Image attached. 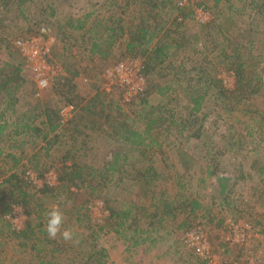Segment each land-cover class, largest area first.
<instances>
[{
	"label": "trees",
	"instance_id": "trees-1",
	"mask_svg": "<svg viewBox=\"0 0 264 264\" xmlns=\"http://www.w3.org/2000/svg\"><path fill=\"white\" fill-rule=\"evenodd\" d=\"M225 1L201 0L199 3L194 2L192 5L179 6L178 0H118L120 3L118 9L121 10V14L126 18L132 15V20L128 18V21H126L124 18H117L115 21L116 25H118L117 28H104L99 24L100 22H105V20L110 21L112 17H108L105 20H97L99 31L91 29L89 23L80 18L74 21L70 18L63 22L59 28L62 36L73 38L74 31L83 32L82 43L87 46L85 49L91 55L90 61H93L92 64L98 61L100 63L105 62L108 56L111 55L112 47L118 42L121 43L124 46V56L141 59L147 84L145 89L128 103L129 105L136 106V108L138 107V109H131L132 111L126 113L123 103H121L123 101L122 96L116 100L110 97L114 93L105 91L100 93L97 91L94 97L84 101L85 98H81L75 91V86L71 84L79 73L71 72L62 63L63 67L61 68L64 75L56 77L50 86L52 87L53 96H58L57 102L51 99L43 101L41 110L37 114H34L31 120V118L26 117L27 113H33L31 106L24 104L20 106L22 91L26 85V80L21 75L23 70L21 65L23 67L26 64V59L17 48L16 51L15 49L13 51L10 44L15 39L36 36L40 27L33 28L36 24L32 22L33 16L35 14H41L44 18L53 16L55 11H57V5L55 6L52 0H0V44H3L2 41L6 44L5 48L9 51L11 50L9 54L13 59L12 62H5L4 66L0 68V142L5 137L8 140L20 143L18 146L10 145L6 148L0 146V163L12 161V164H9L8 167L6 165L0 172V220L5 222V227L10 229L9 233L12 236L28 241L31 237L37 235L34 233L36 228L43 232L40 229V224L32 227L30 222H25L26 231L25 228L22 231L11 230L9 221L4 218L5 215L10 213L12 206H18L22 209V207L27 205V191L23 190V188L29 189V187L35 190L36 193H45L54 190V188L67 190L73 195L77 194V192H87L88 199L85 200L86 206L84 205L87 215L83 213L87 217L85 220L89 219L88 212L91 199H103L105 208L108 210L107 219L111 221L120 219L119 222H115V228H111L115 234L119 233L118 229L127 223L126 221L130 215L133 217L132 224H137L139 221L137 215L141 212L143 217L146 216V219L151 220V222L146 224L145 229L135 228L136 230H134L140 235H146L142 239V242L149 240L152 233H160L170 221H175L179 214H183L186 217L191 216L192 220H197L195 224H192L191 220V223L185 222L176 226L184 234L196 227L201 226L204 229L203 225L207 224H202L201 221L206 220V214L201 212L198 216L196 213L200 210H204L205 212L208 210L197 199H190V196L185 194V185L182 182L183 174L180 176L177 174V189L172 197L164 198V190L158 191L159 193L155 191L158 187L156 184L159 170L155 168L148 153L152 151L154 146L161 150V145L156 144L155 138L151 137L154 132L163 131L171 134L172 129H178L177 133L179 135H184L185 138L190 136L195 142H200L201 144L204 137L201 135L202 122L206 121L205 119L208 116L207 113H203L206 100H209L208 97L211 95L213 97H225L227 94H233L237 104L241 102L246 104V106L247 104H252L259 117H262V119L260 118L258 139H256L257 134L254 131L248 132L246 135H253L252 140H247V142L250 145H254V153L256 151L255 148H260V151L264 152V83L262 77L254 72L253 63L248 66L250 74H246L245 63L247 62L241 61L242 50L245 51L247 49L250 54L257 45L251 37L254 32L260 31V29L257 30L255 28L258 27V24H254L257 18L255 16L257 15L253 19L250 18V23L245 29H240L235 37L226 34L225 31L227 30H223L222 28L219 30L220 35L226 42L221 49V55L213 54V49L205 46L202 40L203 37L205 38V35L201 36L198 32L197 34L187 36L184 33L188 27L187 22H191L193 18L194 6L208 10L209 6L212 9L217 8ZM258 2L260 0H251L249 6L251 5L253 9H257L256 14L260 15L263 21L264 1L262 2L261 0L260 4ZM108 7H110V4H108ZM170 10L171 12H168ZM131 12H134V14H131ZM8 13H16L18 18L10 20L6 16H3L8 15ZM163 13L171 17L170 21L162 18ZM86 17H90V14ZM73 22H76L75 26ZM214 22L211 19L210 22L197 25L200 28H210ZM112 23L115 24L113 21ZM167 23L168 27L166 28L165 25ZM24 25L31 26L27 30L28 35L22 37H19L21 35H16L11 40L5 38L12 36V32L21 33ZM180 29L181 32H179ZM176 36L178 38H175ZM207 37L203 38L205 42L208 39ZM195 42L201 46L202 44L205 46L204 51L207 55L200 57L202 62L197 61L198 58L194 59L197 51V47L195 46L192 47L190 54H180L189 44ZM199 42H202V44ZM12 45L14 47L13 43ZM210 53L209 58L208 54ZM218 55L221 58L225 57L233 60L231 66L225 68V71L233 74V88L229 89L223 85L219 73H207L210 59L213 56L217 59ZM15 56L19 57L18 64L14 62ZM263 59L262 61H264ZM166 70L184 74L185 78H182L178 74H173L174 79L172 82L166 83L161 87L159 86L158 79L152 77L155 74L157 77H161V72H165ZM182 81H185L186 85H183ZM191 81L193 83L190 85ZM213 88L214 91L210 92ZM180 91L183 97L182 100H185L186 105H181V101L179 104L181 106L180 112L177 114L175 112L171 113L170 111L172 110H169L166 106L168 101L165 100V97ZM153 94L157 97L152 98ZM250 99L252 101L248 103ZM173 100H169V102ZM61 102L72 104L76 109L74 116L65 123L60 122L59 111L61 106L64 105L60 104ZM26 103L29 104L28 102ZM21 107L26 108L25 113L19 112ZM130 113L132 117L129 116ZM258 115H253L252 113L249 117L256 120ZM29 120L30 122H28ZM105 125L108 127L104 128ZM98 135L102 137L98 138ZM244 137L245 135H240L237 138L239 146L237 149L241 152L244 151L245 156L248 155L249 151L252 153V149L248 151L247 147H245V150L242 148L241 141H244ZM95 139L114 146L112 148L113 154L110 158H106L105 154L96 152L95 154H98L97 158L100 160V163L95 159L96 165H91L86 162V159L88 151L91 153L95 152L91 146ZM79 141L80 146H76V143ZM27 143L33 146L34 144L38 145L37 150L33 152L34 155H29L25 152L24 146ZM66 144L70 149H65ZM212 144L208 139L204 142L203 146L213 149L215 147H212ZM234 145L235 143L232 142L231 146H223L219 148L218 153L217 151L215 153L217 156H222L225 153L231 152ZM56 151L64 153L58 159L60 168L55 169L53 166H46V162L42 159L50 158L52 153ZM132 153H137L139 157H132ZM180 157L188 159V162L183 161L182 164L185 172L190 171L193 166H188L187 163L194 162L192 158L183 152H181ZM18 166L22 169L20 172L16 171ZM216 167L218 166H208L204 173L205 177L211 178L214 175V171L212 172L210 168ZM27 169H31L39 177H43L50 170L56 171L59 169L56 172L58 183L55 187L44 185L37 190L25 180V171ZM218 176L217 182L221 187L220 195L226 197L229 193V188L226 187L228 179L221 175ZM239 179H243V176H239ZM200 181L205 182L204 180ZM136 188L142 201L140 206L133 203L134 199L131 193ZM103 189L105 190L102 192ZM114 194L125 198V206L115 208L112 205L110 196ZM157 194L159 195L156 196ZM6 196L9 197V200ZM129 196L132 197L128 198ZM218 205H221L223 208L228 203L224 201ZM151 208L153 210L152 213L149 212ZM78 211L77 209L75 214L76 212L79 214ZM26 213L27 216L31 214V212L27 211ZM225 219H221L220 223L224 225ZM72 232L73 236H80L77 230H72ZM97 238L98 236H95L91 246H88L84 242L85 240L80 237L79 244L83 245L85 243L83 247H80L83 251L86 250L83 256L79 251L66 253L62 256L64 258L63 261L58 260L57 263L52 261L50 263L44 262L41 256H36L39 261L38 263L80 264V257H82V261L85 260L83 264H105L103 259L107 256L103 248L100 249L99 247L98 249V244L95 243ZM150 242L155 245L158 241L151 239ZM137 245L138 241L133 240V246ZM88 247L92 249L89 251ZM57 252H60V250L55 249L51 251L52 254ZM193 254L198 264H206V261L201 259L196 253Z\"/></svg>",
	"mask_w": 264,
	"mask_h": 264
},
{
	"label": "rangeland",
	"instance_id": "rangeland-1",
	"mask_svg": "<svg viewBox=\"0 0 264 264\" xmlns=\"http://www.w3.org/2000/svg\"><path fill=\"white\" fill-rule=\"evenodd\" d=\"M200 1L201 0H194V2L198 3ZM263 1L264 0H262V2ZM52 2L55 3V6L57 5V11H55L53 16H48L45 18L42 17L41 14H35L33 16L34 19L32 22L36 24L33 26V28L40 27L38 29L39 31L41 28L47 29L46 40L50 45L52 58L56 60L60 67H63L64 65V67L69 68L71 72L79 73V75L73 79L74 81H72L71 84L75 86V91L78 93V95L81 98H85L84 101H87L94 97L97 91L101 93L107 86H110L111 88L116 84L113 80L107 81L104 77H102V73L105 68L113 67L120 61L124 60L126 57L124 56V46L119 42L116 43L111 49V55L108 56L105 62L100 63L98 61L92 64L93 61H90L91 55L87 52L88 50L85 49L87 46L82 43L83 32L74 31L72 38L62 36V34H60L59 28L63 22L70 18L72 21L80 18L84 21L86 20V22L89 23L91 29L99 31L100 29L97 26V20H105L108 17H112L110 21L105 20V22H100V26L104 28H117L118 25H116L115 22L117 18H124V20L128 21V18L132 20V15L126 18L121 14V10L118 9L120 5L118 0H52ZM250 3L251 0H226L225 2H222V4L217 8L212 9L209 6V9H206V16L210 21L211 19L215 21L210 28H200L195 23L193 13V18L191 22H187L188 27L186 26L187 28L184 33H186L187 36H191L199 32L201 36L205 35V38L208 36L206 42L204 41L205 38H202L205 46H208L209 49H213V54H220L221 49L226 44V42L220 35L219 30L221 28L223 30H227L225 31L226 34L235 37L237 36V32L240 29H245L250 23V18L253 19L254 16L257 15L255 16L257 18L254 21V24H258V27L255 28L257 30L260 29V31L258 30L254 32L251 36L257 45L250 54L248 53L247 49H245V51L242 50L241 61L247 62L245 63L247 70L246 74H250V68L248 66L253 63L254 72L262 77L264 83V61H262L264 58V20L262 21L261 16L256 14L257 9H253V6L251 5L249 6ZM258 3L260 4L261 0ZM108 4H110V7H108ZM168 12H171V10ZM89 14L90 17H86ZM131 14H134V12H131ZM3 16H6L10 20L18 18L16 13H8V15ZM162 18H166L169 21L171 19V17L167 16L166 13L162 14ZM112 21L115 24H113ZM261 21L262 23H260ZM73 25L75 26L76 22H73ZM30 27V25H24V29L21 33L12 32V36L5 38L11 40L16 35H21L19 37L26 36L28 35L27 30ZM165 27H168V23L165 25ZM179 32H181V29ZM175 38H178V36ZM15 40L10 44V47L13 49V51L14 49L16 51ZM2 43L3 44H0V68L4 66L5 62L13 61L9 54L11 50H7L5 48L6 44H4L3 41ZM12 43L14 44V47H12ZM199 43L202 44V42ZM193 46L197 47L196 56L194 59L198 58L197 61L202 62L200 57L207 55V53L204 51L205 46H203V44L202 46L197 42L189 44L188 47L180 54H190ZM209 55H211V53L208 54V57L210 58ZM14 59V62L18 64L19 57L15 56ZM232 61L233 60L225 57L221 58L219 55L217 59L213 56V58L210 59L209 65H206L208 71L207 73H219L222 75L227 74L225 68L231 66ZM44 65L46 68L50 67V63L46 62L45 64L44 62ZM21 68H23L21 75L26 80V85L22 91V100L20 106H23L22 104L31 106L33 113H27L26 117L31 118L32 120L34 114H37L41 110L43 101H48V99H51L57 102L56 100H58V96L56 94V96H53L52 87L38 92L37 96L35 83L32 79V65L30 67L26 63L23 65V67L21 65ZM161 74V77L158 76L159 78L156 76V74L152 78L156 77V79H158L159 86L162 87L166 83L168 84L169 82H172L174 79L173 74L178 73H175L174 71L169 72V70H166L165 72H161ZM178 75H180L182 78H185L184 74ZM82 77H88L90 82H82ZM182 83L183 85H186L185 81H182ZM192 83L193 82L191 81L190 85ZM222 83L229 89L234 87V79H231L226 75L225 78L222 79ZM213 91L214 88L210 90V92ZM111 93L114 94L109 96L114 100L118 99V97H121V90L118 87H113L111 89ZM181 95L182 93L180 91L178 93H172V95L169 94L165 97V100L168 101L166 106L169 110H172L170 111L171 113L175 112V114H177L180 112L181 106L179 104L181 101V105H186L185 100H182L183 97ZM152 96V98L157 97L156 95L154 96V94ZM208 98L209 100H206V105L203 111V113H207L208 116L205 119L206 121L202 122L203 125L201 135L204 137L201 144L200 142H195V140L190 136L185 138L184 135H179L177 133L178 129H172L171 134L163 131L154 132V134H152L151 137L155 138L156 144L161 145V150L154 146L152 151H149L148 153L155 168L159 170V177L156 184L158 187L155 189V191L158 192L160 190H164V198L172 197L175 194V190L177 189V174H179V176L183 174L182 182L185 185V194L187 196L189 195L190 199H197L199 202H201V204H203V207L208 210L207 212L200 210L196 214H198V216L201 214V212L206 214H204L206 216V220L201 222L202 224H207L203 226L207 235L208 245L210 246L214 256L215 263L220 264V262L223 261L234 260H238L240 263H245V252H247L250 257L257 258L255 264H264V152L262 150L260 151V148H255L256 151L254 153V145H250L247 142V140H252L253 135H246L248 132L254 131V133L257 134L256 139H258V132L260 131V118L262 119V117H259L257 111L254 109L255 107L252 104H247V106L243 102L237 104L233 94H227L225 97H213V95H211ZM169 100L173 101L169 102ZM251 101V99L248 100V103ZM255 101L259 102L260 100ZM114 102L116 103V101ZM121 103H123V108L125 109L126 113L138 109L136 106L129 105L128 102L121 101ZM60 104L66 103L61 102ZM19 110V112L22 113L26 111V108L21 107ZM252 113L253 115H258L256 120L249 117L252 115ZM129 116L132 117L131 113ZM28 122H30V120ZM106 127L108 126L105 125L104 128ZM240 135H245L244 141H241L242 148L245 150V147H247L248 151L252 149V153L249 151V153H247L248 155L244 156V151L241 152L239 149H237L239 148L237 138ZM100 137L102 136L98 135V138ZM208 139L213 143L211 146H214L215 148L212 149L210 147L209 149L206 146H203L204 142ZM4 140H8V138L4 137L3 141L0 142V146H4V148L10 145H20L18 141L8 140L5 142ZM100 141L101 140L98 141L95 139L92 142L91 146L92 149L95 150L94 153L88 151L86 162L90 163L91 165H96L95 159L98 161V163H100V160L97 158L98 154H95L96 152H101L103 155L105 154L106 158H110V156L113 154L112 148L114 146ZM232 142H234L235 145L234 147L232 146L233 150L231 152L225 153L222 156L216 155L215 152L217 151L218 153V150H220L219 148H222L223 146L229 147L231 146ZM32 146L33 145L29 143L25 144L24 146L25 152H27L29 155L33 154V152H35L38 148V145L34 144L33 148ZM65 146L66 150L70 149L67 144ZM76 146H80V141L76 143ZM177 146L181 151L177 148ZM181 152L186 153V155L190 156L194 161L187 163L188 166H193L190 171L185 172V168L183 167L182 163L183 161L188 162V159H182L180 157ZM63 153L64 152L61 153L60 151H56L55 153H52L50 158L42 160L46 162V166H53L56 169L60 165V163H58V159ZM131 156L135 158L139 157L137 153H132ZM195 161L197 162L195 163ZM8 162L9 163H0V172L4 167H6V165L8 167L9 164H12L11 160ZM208 166H218L216 168H210L212 172L214 171V175L211 178L205 177L204 174ZM21 170L22 169L20 166L16 168L17 172H20ZM58 170H54V172L56 173ZM218 175L228 179L226 187L229 188V193L226 195V197L220 195L221 187L217 182V177H219ZM239 176H243V179H239ZM200 180H204L205 182L203 183ZM57 183L58 181L56 177L55 186ZM23 190L27 191L26 199L28 203L25 207H22L21 211L24 215L20 214V224H23L24 228L25 222H30L32 227L38 224L41 225L40 229L43 232L39 231L37 228L34 230V233L37 234L36 236L40 239H37L33 242V248H40L43 251L46 250V252H49V254L44 257L52 262L57 263L58 260L62 262L64 259L62 256L71 252L79 251L83 256L86 250L83 251L80 247H83L85 243L88 246H91L93 238L98 236L95 243L98 244V249L100 247V249L103 248L105 250V255L107 256L103 259L105 264H198V262L195 260V255L193 254L196 253L194 247L188 245L182 240V238H184V233L181 229L176 228V226L180 223H191V220L193 219L191 216L186 217L183 214H179L176 220L170 221L166 225L165 229H162L160 233H152L149 240L142 242V239L145 238L146 235H140L134 230H136L135 228L145 229L147 226L146 224L151 222V220L146 219V216L143 217L141 212L137 215V219H139L137 224H132L133 217L130 215L129 219L126 221L127 223L122 226V228L118 229L119 233L115 234L111 228H115V222H119L120 219H115L114 221L107 219L108 210L105 208L103 199H91L92 201L89 204L88 212L89 219L85 220L87 217L84 215L86 214L84 205L85 200L88 199L87 192H77V194L73 195L67 190H59L57 188L45 193H36V191L32 190L30 187L29 189L23 188ZM71 190L73 189L71 188ZM104 190L105 189H103L102 192ZM131 194L134 199V205L140 206L142 201L138 195L137 188L134 189ZM158 195L159 194L156 196ZM113 196L111 195L110 199L112 200V205L115 208H122L123 205L125 206V198H123L121 195L116 196L115 194ZM132 196H129L128 198ZM6 198L9 200L8 196H6ZM224 201H226L228 205L222 208L221 205L218 204ZM54 208H58V210L63 213L64 222L62 229H68L71 231L77 230L80 233L79 237L73 236V240L71 241H66L59 235L55 239L49 238L46 231V224L48 213ZM77 209L79 210V214H77V212L75 214ZM25 210L27 212H31L30 216H27ZM152 211L153 210L151 208L149 212L152 213ZM223 218H231L235 223L240 224L249 223L256 230H262V234L257 237L251 236L247 243H245L247 245L245 246V249H243V247L240 248V246L237 245L230 246L229 244H226V239L224 237L227 233L226 227L220 223L221 219ZM166 222H168V220H166ZM196 222L197 220H192V224H195ZM9 231L10 229L5 227V222L1 221V246L6 250L9 249L8 251L11 252V255L9 254L8 256H2V254H0V264H19L20 260H23L25 255L20 254L19 250L31 247L30 245L32 243L27 241L28 247H18L17 245L21 239L12 236ZM121 232L122 234H120ZM80 237L85 240L83 245L81 243L79 244V241L81 240ZM151 239H155L158 242L153 245L150 242ZM133 240L138 241L137 246H133ZM55 249L60 250V252L52 254L51 251ZM88 249L90 251L92 248L88 247ZM82 260V257H80V264H83L85 261ZM31 261L36 263L39 262L38 260L35 261L34 259Z\"/></svg>",
	"mask_w": 264,
	"mask_h": 264
},
{
	"label": "built area",
	"instance_id": "built-area-1",
	"mask_svg": "<svg viewBox=\"0 0 264 264\" xmlns=\"http://www.w3.org/2000/svg\"><path fill=\"white\" fill-rule=\"evenodd\" d=\"M194 0H178L179 6L187 4H193ZM206 9L202 7H194V19L196 24H205L210 20L206 16ZM47 29L41 28L39 33L33 37H27L17 39L15 41L16 48L20 51L23 57L26 59V63L33 70V82L35 83L36 95L38 92L48 89L53 83L56 77L64 75L62 68L52 58L50 45L46 40ZM44 60V61H43ZM40 61V62H39ZM49 61V62H48ZM50 63V67L46 68L44 65ZM227 77L233 78L231 72L227 74H220L221 80ZM107 81H115V85L111 88L107 86L103 91L111 93L113 87H118L121 90V96L123 102H131L136 95L142 92L146 87V77L143 73L142 61L137 58L125 57L124 60L120 61L113 67H107L102 73ZM82 82L88 83L90 79L88 77H82ZM112 85V84H111ZM76 112L75 107L72 104H64L61 106L59 111L60 122L65 123L74 116ZM56 173L53 170L45 173L43 177H39L31 169L25 171V180L30 186L37 190L42 188L44 185L53 187L56 183ZM1 182V181H0ZM22 209L18 206H12L10 213L4 216L9 223L11 230L22 231L24 226L20 224L21 215H24ZM227 233L225 234L226 244L237 245L240 248L247 246L245 243L253 237L260 236L262 233L252 227L249 223H235L231 218H226L224 223ZM183 241L188 245L194 247L196 254L206 261V264H216L214 256L210 246L208 245L207 235L205 230L200 226L192 229L191 231L184 234ZM245 263H240L238 260L234 261H223L220 264H255L257 258L250 257L245 252Z\"/></svg>",
	"mask_w": 264,
	"mask_h": 264
},
{
	"label": "clouds",
	"instance_id": "clouds-1",
	"mask_svg": "<svg viewBox=\"0 0 264 264\" xmlns=\"http://www.w3.org/2000/svg\"><path fill=\"white\" fill-rule=\"evenodd\" d=\"M63 222V213L58 208H54L48 213L46 231L49 238L55 239L59 235L66 241L73 240V232L68 229H62Z\"/></svg>",
	"mask_w": 264,
	"mask_h": 264
},
{
	"label": "crops",
	"instance_id": "crops-1",
	"mask_svg": "<svg viewBox=\"0 0 264 264\" xmlns=\"http://www.w3.org/2000/svg\"><path fill=\"white\" fill-rule=\"evenodd\" d=\"M258 231L260 232L262 230H258ZM19 239H21V238H19ZM37 239H40V238L37 237V236L31 237V239L28 240V242H31L32 243L30 245L31 247H29L27 249L19 250V253L20 254H25L23 260H20V263L19 264H39V263H36V262L31 261V259H34L35 261H37L38 259H37L36 256H41L42 257L41 259H43L44 262H49L50 263V260H48L47 258L44 257V256L48 255L49 252H46V250L43 251L40 248L39 249H34L33 248V245H34L33 242L36 241ZM21 240L19 241V244L17 246L18 247H21V248L28 247L27 246V240H25V239H21ZM255 240H257V239H255ZM1 244H2V242L0 241V254H2V256H8L9 254L11 255V252L8 251L9 249L8 250L4 249L1 246ZM26 256H28V257H26ZM24 260H26V261H24Z\"/></svg>",
	"mask_w": 264,
	"mask_h": 264
}]
</instances>
